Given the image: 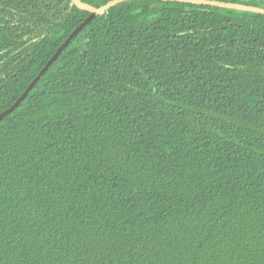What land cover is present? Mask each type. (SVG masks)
<instances>
[{"label": "trees", "instance_id": "1", "mask_svg": "<svg viewBox=\"0 0 264 264\" xmlns=\"http://www.w3.org/2000/svg\"><path fill=\"white\" fill-rule=\"evenodd\" d=\"M88 14L0 0V112ZM0 264H264V14L88 22L0 120Z\"/></svg>", "mask_w": 264, "mask_h": 264}, {"label": "water", "instance_id": "2", "mask_svg": "<svg viewBox=\"0 0 264 264\" xmlns=\"http://www.w3.org/2000/svg\"><path fill=\"white\" fill-rule=\"evenodd\" d=\"M123 1L126 0H109L105 4L99 7H95L83 2L82 0H73L74 4L78 8L87 10L89 12L88 16L82 22H80L72 30V32L66 37V39L59 45V47L55 50L52 56L47 60L45 65L40 69L38 74L28 84V86L25 88L23 93L16 99V101L13 104H11L8 108L0 112V120H2L9 112L13 111L19 105V103L27 96L28 92L32 89V87L41 77V75L44 74V72L49 68V66L60 55L62 50L69 45L70 41L77 35L79 31H81L84 28V26L88 22H90L95 16L105 13L110 7ZM164 1H178V2H187V3L201 4V5L228 7V8L249 10L264 14V7L255 5V3H258V1L263 2L264 0H164Z\"/></svg>", "mask_w": 264, "mask_h": 264}, {"label": "rangeland", "instance_id": "3", "mask_svg": "<svg viewBox=\"0 0 264 264\" xmlns=\"http://www.w3.org/2000/svg\"><path fill=\"white\" fill-rule=\"evenodd\" d=\"M258 4H260V5H262V4H263V5H264V3L260 2V1H258Z\"/></svg>", "mask_w": 264, "mask_h": 264}]
</instances>
